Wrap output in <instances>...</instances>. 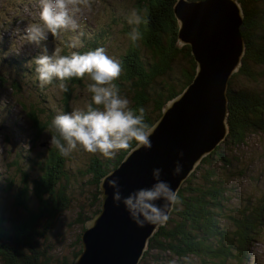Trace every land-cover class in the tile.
<instances>
[{"label": "trees", "instance_id": "trees-1", "mask_svg": "<svg viewBox=\"0 0 264 264\" xmlns=\"http://www.w3.org/2000/svg\"><path fill=\"white\" fill-rule=\"evenodd\" d=\"M176 1L135 0L138 10L148 9V23L139 26L142 38L136 43L126 37L127 49L118 58L123 71L114 83L121 95L124 94L121 89L128 90L130 94L126 93L125 97L130 100L133 111L145 108V121L149 125H153L164 106L191 83L196 70L190 47L177 42L178 23L173 15ZM236 1L243 13L240 31L244 55L229 81L226 139L201 160L183 183L178 191L180 202L173 206L167 222L149 239L143 260L153 252V255L160 252L163 256L158 258L167 259L165 264H246L250 250L264 233V196L254 203L247 199L246 206L226 213L223 210L226 184L216 173L217 163L227 168L233 160L227 156L228 148L244 145L251 135H259L264 144V0ZM133 27L135 25L130 30ZM103 45L98 32L83 40L82 47L69 45L61 54L84 53ZM35 67L32 63L30 71L34 72ZM87 81L91 82L85 75L67 82L69 91L62 92L60 97L62 112H69V104L74 102L73 89L85 88ZM36 85L39 89L38 79ZM13 88L18 85L13 84ZM22 109L33 130L34 141L51 130L50 122L56 114L47 113V118L41 120L42 114L34 107L23 105ZM128 152L121 150L114 158L84 152L89 161L79 174L89 176L97 209L78 213L82 230H85V221L99 211L101 178L115 169ZM66 161L67 157L50 146L45 156L41 152L27 168L15 167L16 176L7 180L4 191L13 189L8 199L18 215L8 219L0 206L1 264H72L80 253L81 233L75 237L71 251L65 252L53 243L55 237L56 240L61 237V233H56L60 215L72 203L65 187L59 185L66 177ZM223 216L229 227L221 226L219 217Z\"/></svg>", "mask_w": 264, "mask_h": 264}, {"label": "rangeland", "instance_id": "rangeland-1", "mask_svg": "<svg viewBox=\"0 0 264 264\" xmlns=\"http://www.w3.org/2000/svg\"><path fill=\"white\" fill-rule=\"evenodd\" d=\"M91 3V11L84 9L78 16L80 27L77 30H60L54 37L48 34L39 45H33L25 39L23 29L28 24L40 23L39 0H0V78L2 79L0 122L6 127L5 130L0 131V206L8 219L14 218L18 213L13 210L8 199V194L13 192V189L4 191L7 180L15 178V167L27 168L31 165V160L41 152L46 155L50 147L49 132H53L50 130L34 141L33 130L22 106L34 107L42 114L41 120L47 118V113L56 115L62 113L60 104L62 92L56 85L51 84L40 83L38 89L37 74L35 71H30L33 63L31 61L45 49L46 54L52 55L55 48L61 49L62 52L68 50L69 45L72 48L82 47L83 40L88 39L90 34L94 35L98 32L101 34L102 42L105 44L103 48L108 51V55L118 59L127 49L126 32L129 33L132 26L128 23V18L130 11L136 8L135 0H91ZM89 83L91 82L87 81L85 88L73 89L74 102H70L69 112L75 109L83 110L91 102V93L87 91ZM13 84L18 85V88H13ZM121 91L124 93L123 96L126 93L130 94L127 89ZM259 137V135H251L244 145L228 148L227 156L233 159L229 167L225 168L222 163H217L216 173L226 184V200L223 204L226 213H229V210L243 208L247 199L254 203L264 196V144ZM225 139L226 136L219 141V146ZM88 159L89 156L84 151L71 152L65 162L66 177L59 183L60 187H65L66 194H69L72 201L69 208L61 213L56 224V233H61V237H57V240L56 237L53 239V243L59 245L65 252L71 251L75 237L84 231L78 222V213L82 210L94 212L97 209L92 197L93 187L89 182V176L79 174L87 167ZM200 172L201 170L198 171ZM241 172L242 175L239 174ZM219 221L222 227H229L224 216L219 217ZM54 249L57 251V246ZM153 253L144 260L142 256L138 264L166 263L167 259L158 258L163 256L160 252H156V255ZM245 263L264 264V233L250 250Z\"/></svg>", "mask_w": 264, "mask_h": 264}, {"label": "water", "instance_id": "water-1", "mask_svg": "<svg viewBox=\"0 0 264 264\" xmlns=\"http://www.w3.org/2000/svg\"><path fill=\"white\" fill-rule=\"evenodd\" d=\"M173 15L178 23L177 42L190 47L196 64L194 77L152 125V147L128 152L101 178L99 211L85 223L81 251L72 264H138L161 226L138 227L125 207L113 202L106 178L118 179L121 194L126 196L150 187L152 170L160 168L161 179L179 191L199 162L227 136L229 81L244 55L242 10L236 0H177ZM180 152L182 157H178ZM178 159L182 172L173 175Z\"/></svg>", "mask_w": 264, "mask_h": 264}, {"label": "clouds", "instance_id": "clouds-1", "mask_svg": "<svg viewBox=\"0 0 264 264\" xmlns=\"http://www.w3.org/2000/svg\"><path fill=\"white\" fill-rule=\"evenodd\" d=\"M39 8L40 23L28 24L23 29L25 39L33 45H39L48 34L54 37L60 30H77L80 27L78 16L84 9L91 11L92 3L91 0H39ZM147 13L146 8L130 11L128 23L135 27L127 36L132 43L142 38L139 26L148 23ZM46 51L31 61L36 66L35 73L41 85L56 81V87L67 93L70 79L87 75L91 81L87 85L91 102L86 108L58 113L50 122V128L55 133L50 135V146L55 147L61 156L67 157L74 150H81L114 158L121 150L131 153L152 147L150 137L155 127L146 123L145 108L133 111L130 100L121 95L114 83L123 71L122 61L108 55L103 47L70 55H62L59 48H55L50 56ZM182 156V152L178 153V157ZM172 171L173 175L182 172L179 159ZM161 173L160 168L153 169L151 176L154 183L126 196L121 194L118 179L106 178L113 190V202L122 204L138 227L165 224L170 208L180 202L179 192L173 191L170 184L161 179Z\"/></svg>", "mask_w": 264, "mask_h": 264}, {"label": "bare ground", "instance_id": "bare-ground-1", "mask_svg": "<svg viewBox=\"0 0 264 264\" xmlns=\"http://www.w3.org/2000/svg\"><path fill=\"white\" fill-rule=\"evenodd\" d=\"M239 67H240V66H239ZM239 67H238V68H239ZM200 162H201V161H200ZM200 162H199V163H200ZM196 167H197V166H196ZM193 171H194V170H193ZM192 173H193V172H192ZM192 173H191V174H192ZM191 174H190V175H191Z\"/></svg>", "mask_w": 264, "mask_h": 264}]
</instances>
